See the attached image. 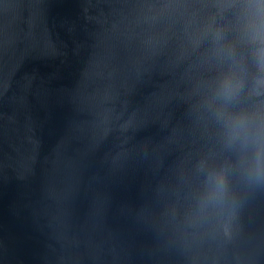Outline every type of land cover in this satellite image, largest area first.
<instances>
[{
  "label": "water",
  "instance_id": "water-1",
  "mask_svg": "<svg viewBox=\"0 0 264 264\" xmlns=\"http://www.w3.org/2000/svg\"><path fill=\"white\" fill-rule=\"evenodd\" d=\"M213 0H0V264H264V189L177 237Z\"/></svg>",
  "mask_w": 264,
  "mask_h": 264
},
{
  "label": "clouds",
  "instance_id": "clouds-1",
  "mask_svg": "<svg viewBox=\"0 0 264 264\" xmlns=\"http://www.w3.org/2000/svg\"><path fill=\"white\" fill-rule=\"evenodd\" d=\"M211 47L193 115L207 152L187 180L177 237L232 224L247 196L264 189V0H213L200 29Z\"/></svg>",
  "mask_w": 264,
  "mask_h": 264
}]
</instances>
